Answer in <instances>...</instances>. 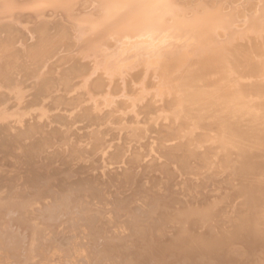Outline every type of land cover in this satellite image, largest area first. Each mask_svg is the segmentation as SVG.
<instances>
[{
	"label": "bare ground",
	"instance_id": "1",
	"mask_svg": "<svg viewBox=\"0 0 264 264\" xmlns=\"http://www.w3.org/2000/svg\"><path fill=\"white\" fill-rule=\"evenodd\" d=\"M28 82L0 264H264V0H0V88Z\"/></svg>",
	"mask_w": 264,
	"mask_h": 264
},
{
	"label": "rangeland",
	"instance_id": "2",
	"mask_svg": "<svg viewBox=\"0 0 264 264\" xmlns=\"http://www.w3.org/2000/svg\"><path fill=\"white\" fill-rule=\"evenodd\" d=\"M182 68H183V67H181L180 69H182ZM151 77H152V76H151ZM170 81L172 82V81H175V80H174V79H171ZM173 83L175 84V83H177V82L175 81V82H173ZM31 84H32V85H31ZM33 84H34L33 82H32V83H31V82L25 83V84L22 86L23 89H21V91H20V88H15V89H11V88H9L10 90H8V88L6 89V88H4V87H3L2 89L0 88L1 91H3V92L0 91V94L3 95V96H2L3 98L0 97V99H2L3 101H2V100H0V101H1L2 103L7 102V101L10 102L9 105H8V102L6 103L7 105L4 103L5 106H3L4 104H2V103L0 102V106H1V105L3 106V107L1 106L2 108H0V110H2V109L5 108V107H6L5 109H13V108H14L13 106H16V104H15L16 100H14V99H17V101H18V99H19L20 96L23 97V95L26 94L27 97H28V96H29V93H30V94L32 93V94L28 97V99L25 98V95H24V97H23V98H25V101H27L26 104H25V105H26V112L29 113L28 110H29V111H30V110L32 111L33 109L35 110V108H37L35 111H37V110L39 111V109H38L39 107H38V106L36 107V106L33 105L31 102H29V101H32V98H31V97H33L32 95H34V92H35V91H34V90H35L34 88H36V87H35V84H34V86H33ZM174 84H172V85H173V86H176V84H175V85H174ZM24 86H25V87H24ZM30 86H33V88L30 87ZM29 89H31L32 91H31V90L29 91ZM11 90H12V92H11ZM13 90H14V91H13ZM23 90H24V92H23ZM5 91H6L8 94H7ZM8 91H9V92H8ZM15 92H16V95H15ZM17 92H20V95H19V93H17ZM28 92H29V93H28ZM9 93H10V94H9ZM6 94H7V95H6ZM13 94H14L15 96H14ZM8 95L10 96L11 99L8 97ZM11 95H12L13 97H15V98H13ZM18 95H19V96H18ZM16 97H18V98H16ZM5 98H6V99H5ZM12 98H13V101H12ZM30 98H31V99H30ZM7 99H8V100H7ZM126 99H128V98H126ZM197 100H198V99H197ZM200 101H201V100H200ZM27 103H28V105H27ZM29 105H30V106H29ZM196 105H198V103H195V104H192V105L190 104V107H189V105L187 106V109H188L187 111H189V114H188V115H191V113H193V112H191V111H194V112H195V108H193V107H196ZM8 106H9V107H8ZM32 106H34L33 109H32ZM191 106H192V107H191ZM12 107H13V108H12ZM27 107H28V110H27ZM30 107H31V108H30ZM29 108H30V109H29ZM189 108H190V109H189ZM24 110H25V109H24ZM34 110H33V111H34ZM31 111H30L31 114H29L28 116H30V115H32V114H33V115L36 114L35 111H34L35 113H33V111H32V112H31ZM38 111H37V114H38ZM245 190H246V193H247V189H242V191H241V194L243 193V194H242V197H244L243 195L246 194V193H245ZM241 194H240V195H241Z\"/></svg>",
	"mask_w": 264,
	"mask_h": 264
}]
</instances>
